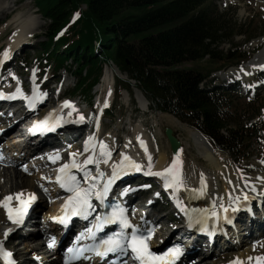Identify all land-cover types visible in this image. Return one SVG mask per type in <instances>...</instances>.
<instances>
[{"label":"rangeland","instance_id":"1","mask_svg":"<svg viewBox=\"0 0 264 264\" xmlns=\"http://www.w3.org/2000/svg\"><path fill=\"white\" fill-rule=\"evenodd\" d=\"M216 3L220 14L226 15L225 20L228 21L227 26L230 28L229 31L238 33V31L241 30L243 31V33L235 34L232 37L222 38L221 42L217 43V56H214L215 59L211 60L208 55L203 57L204 59L198 60L194 63L184 61L178 64L175 68H159L160 71L178 69L180 71L188 70L189 72L196 71L205 74L209 71L214 70V73L212 74L214 75L218 74L221 71H225L227 68L229 69V67H225L224 65L228 66V64H230L231 62L237 61L234 59L224 61L221 60L224 57H226L225 59H227V57L229 58V53H234L237 54L235 56L243 54V56H240V59H238V61L245 65L243 66V68H232L228 72H222L223 76L242 75L243 77H246L248 75V73H246V67L249 63L254 61L255 63H251L253 65L256 64V62H264V0H217ZM208 4L209 2L206 1L205 6ZM82 9H86V5H83ZM28 16L33 19L34 28L31 29L29 37L24 38L20 43H18V45H12L14 44V37L18 28V23ZM50 24H52V21L42 14L37 0H0V61L5 58L9 59L10 57H13L12 59H14V62L12 64H9L8 66V74L13 80L10 85H13L15 87L23 85L20 87L26 89L29 85L34 86V81L37 78H41V84H43L45 80L48 79V85L45 86L47 88V92L43 93L44 96L49 98L48 102H50L52 105L57 104L64 97L71 95L73 96V100H71V102L75 105L77 112H82V115H84V117H88V120L92 119L95 112H98V114L100 115L102 113V110H104L105 108L113 107V112L110 113V118L107 117L102 119L103 124H101V126L98 128L97 135L92 136L94 137V144L91 143L88 150L90 149V151H92V155L94 154L92 156L93 161L97 160L99 165L102 163L101 161L103 159V156L101 155V143H103L104 145L112 144L113 150L110 157H114V155H112L114 153V149H116L114 154L117 156H119L121 152L124 151V153H126L125 151H127L128 154L131 153V155L137 159V163L145 166L146 169H148V156L151 155L153 165L151 170L159 171L166 167L174 158V155L171 151V146L164 132V129L166 127H171L175 131L176 136L182 142V148L178 157L182 162V179H184L185 182L194 185L192 180H200L201 177H208L207 180L209 181L210 191L209 193H207V200L210 199V193H213L214 189L220 188L222 193L217 201H221L224 198V200H222L224 203H222L221 205H224L226 203L228 205H231L232 202L235 204V202H237L235 198L239 199V191L237 190L238 188L236 189L235 187L239 186V188L244 189L245 187L250 186L248 182L245 181L244 183L242 180H244L245 178L250 180L253 178L264 180V155L262 159L251 160L250 165L253 170L247 171L241 170L236 172L232 168V166L229 165L232 161L230 155L220 150L219 151L221 153L215 151L220 157L218 164L214 165L209 162L204 157L205 152H203L202 150V146H204L205 148L206 146L204 145V143H201L197 138H195V136H193L190 131H188L189 129L193 128L188 124V122H185L186 120L189 121L191 119L194 112H185L182 114V116L178 117H174L173 115L168 114L178 121L173 122L166 118H161L159 115L160 113L157 111L147 110V112L141 110V108L138 107L139 99L137 97L134 85H132V90L129 92L125 88L123 90L122 87L121 92L119 93V97H117V83L115 79L116 77L126 79V76L123 75L113 64L112 66L104 67L102 76L98 81L99 83L93 86V88L89 92V95L80 92L74 95L71 94V90L77 83V79L72 74L73 70H75L76 68L72 67L73 70L71 71L61 69L53 72L54 63L52 61L49 64H45L44 60L42 61V63L47 66L45 70H43L42 68H38V66L35 65V59L42 54L40 53L42 51V43L48 42V39L50 37ZM26 40L29 41L30 45L27 48H24L23 51H15V49L19 48V46ZM5 51H7V57H5L4 55ZM10 54L11 56H8ZM26 54L30 56V64H28L27 67L25 66V64L21 63V59ZM233 57L234 56L232 55V58ZM223 66L225 68H223ZM105 73L106 78H104ZM220 82L223 83L222 80ZM131 83L134 84L135 82ZM41 84H39V86ZM51 98L53 100H51ZM236 100L237 102H235V106L238 107V111H236V108L234 110H231H233L234 113L238 114H236L229 120L230 124H227L225 128L221 129L224 135L230 134L231 129L236 130L237 128H240L237 125L242 122L244 123L242 126H245V128L249 127L248 130L250 133H252L253 130L251 126L253 127L254 122L264 117V92L256 98H236ZM260 108L261 111L259 110ZM67 110L71 112V108H68ZM77 112H74V114L78 115ZM8 114H11V112H9ZM12 116L5 114V119L4 117L0 118V130L3 128H7L12 120L16 118L15 115ZM96 119L98 121V118ZM139 127L141 129V136L143 137L142 139H145V141H147L148 150H150V153L148 151V153L145 152L144 154L138 149L136 143V140L138 139H136L135 132L137 130L136 128ZM89 130L90 127L88 125V127H85L81 131H73L72 134L76 135L74 137V140L77 141L79 139L80 135H82V131L88 133ZM99 134L101 135L99 136ZM209 140L211 141L210 138H208V141ZM96 145H98V147ZM81 149L82 148H80V151L76 152L80 156L84 155ZM93 150L96 153L93 152ZM69 153L70 152H66V154ZM161 154L166 155L167 157L166 161H164L163 163H159ZM10 156L11 154L8 156V160ZM33 158H35V155L25 157L18 164H0V200H3L6 195L14 196V194L16 193L23 194V190L29 188L28 186H23V180L16 176V172H21V177L24 179L30 177L32 178L33 182L28 184H31V186H33L34 192L32 194H35V196L38 193L40 197L44 198L47 191L53 189L51 183L52 178L50 177V167L45 165L43 162H35L34 160L33 162H31V159ZM23 164L26 166L22 167ZM228 175L232 177V187L235 194L233 193L232 188V193L228 191L227 194H224L226 189L225 186H228L226 182V180H228ZM195 191L199 196L200 193L197 190V187ZM190 194L191 197H198L191 192ZM23 197L27 198L26 195H24ZM47 201L55 203L57 200L55 198H50V200ZM17 204L18 201L15 198L10 201V206L12 207H16ZM160 204L155 206L156 214H159V216L164 215V213H160ZM203 204L205 205V203ZM42 206H44V202ZM144 206L145 205H143V207ZM151 211L152 208L150 209V212ZM161 221H163L161 222L162 224H166L165 227L168 226V223H166V217H163ZM9 227L10 224L9 220L7 219L6 210L2 206H0V240L6 238L4 233L5 230ZM169 227L170 226H168L167 228ZM171 229H174V227L172 226ZM27 239L28 238L25 237L18 238V240L20 241H25ZM22 246H25V244ZM27 254H30V251ZM237 257L240 261L243 262V264H254V259L249 261L248 258L264 257V241L258 242L252 246L247 245L240 248V251H238V254L236 256L234 255L231 258L221 259L220 264H230V262L235 261ZM218 258L219 257H217V259ZM54 264L61 263L56 262ZM215 264H218V262L215 261Z\"/></svg>","mask_w":264,"mask_h":264},{"label":"trees","instance_id":"2","mask_svg":"<svg viewBox=\"0 0 264 264\" xmlns=\"http://www.w3.org/2000/svg\"><path fill=\"white\" fill-rule=\"evenodd\" d=\"M37 1L42 14L52 21L41 56L53 60L56 70L68 68L67 61H73L78 82L72 94L89 95L104 65L113 62L137 81L151 108L175 115L194 112L188 124L219 149L230 150L237 161L256 153L252 144H260L264 121L251 126L252 133L242 122L237 125L240 128L224 135L221 129L230 124L229 115L216 110L214 94L200 89L201 79L207 74L159 70L175 68L184 61L194 63L208 55L215 59L222 38L243 33L230 32L226 15L212 12L211 6L204 4L207 0ZM102 39H106L104 52L97 54L95 43ZM62 45L66 49H60ZM232 55L221 60L240 59ZM116 82L118 94L122 87L131 88L128 81L117 78Z\"/></svg>","mask_w":264,"mask_h":264},{"label":"snow or ice","instance_id":"3","mask_svg":"<svg viewBox=\"0 0 264 264\" xmlns=\"http://www.w3.org/2000/svg\"><path fill=\"white\" fill-rule=\"evenodd\" d=\"M5 57H7V51L4 53ZM264 67V65H261ZM20 89H17V93H20ZM30 107H34V103L31 101ZM62 107H69L71 108V112H77L75 105L71 101H64ZM51 115V114H50ZM78 119L83 121L85 117L82 114H78ZM48 117H45V120L39 121L34 125L36 130H40V128L47 123ZM91 139V138H90ZM139 140L140 138L137 137ZM88 143L89 141L85 142V151L88 150ZM141 146L145 147L144 141L140 140ZM101 155L104 157H110V152L106 150V146L101 143ZM73 159L70 163L64 164L58 169V175L56 177V181L59 183L61 188L66 189L68 192L72 193V195L68 196L67 199L64 201L63 205L61 206L62 209V216L53 217V219L60 220L61 223H65L69 217L71 216H81L87 219L88 215L91 214V210L93 209L92 205V197H95L96 200L101 202L104 201V198L108 195L111 185L114 183L115 179L119 177V175L124 173L125 169L130 171L139 172L142 170V165L137 163L136 161L132 160L130 157L124 155L118 165L113 168V172L111 177H109L104 183L102 187H97L96 181L104 176L103 172H99L98 176H90V174L85 170L84 174V184L86 186H81V182L77 179L76 175L73 174L70 170L71 169H79L82 165L78 164L75 160V156L77 153L70 154ZM178 155L174 157L171 162L159 171H152V157L151 155L148 156V171H146L145 175H151L162 178L164 182L165 189H175L179 190L180 188L184 187V182L182 179V169L181 165L182 162L179 160ZM59 155L57 154L55 157L50 156L49 159H52L55 162V159H58ZM93 157L89 156L87 159L84 160V165L92 163ZM104 163H108V159H104ZM27 170V169H25ZM201 181L203 183V177H201ZM147 187V185H145ZM131 189H125V191H130ZM158 195V194H157ZM22 193H16L13 195H8L0 200V206H2L7 213V219L12 223L19 225L22 220L23 216L26 214L27 209L30 203L35 199L34 194H29V198L27 200L22 199ZM15 198L18 201L16 207L10 206V201ZM247 198V197H245ZM223 207V205L221 206ZM227 211V209H224ZM126 210L121 207H115L113 210L106 214V215H98L96 216V231L102 229L105 225L111 223H119L121 229H127L130 227V222L126 217ZM211 216H217V213L213 211ZM198 224L203 225L200 230L206 231L207 225L204 220L197 221ZM194 225L190 222L188 223V227L192 228ZM13 231V229L9 228L5 230V237ZM88 234L91 238H95V232L92 228L87 229ZM152 232L149 231L148 234L145 235H137L136 230L133 229L130 236L126 237V233L123 231H119L113 233L112 235H107L104 238L99 240V243L94 246H80L79 248H69L68 252L72 255L65 257V262L70 259H76L80 255L83 254L84 250L91 249L92 251L96 252L97 255L104 256L108 253L116 252L118 250L124 251L126 249H131L132 253L135 255V258L139 260L140 264H172L181 253V249L179 247L169 248L165 253L156 254L153 253L148 245V240L151 238ZM83 238V234L78 236L77 239ZM0 252H4L2 248V242H0ZM5 255H11V253L4 252ZM249 261L253 258L249 257ZM256 264H264V257H256ZM230 264H243L242 261L237 258L235 261L230 262Z\"/></svg>","mask_w":264,"mask_h":264},{"label":"bare ground","instance_id":"4","mask_svg":"<svg viewBox=\"0 0 264 264\" xmlns=\"http://www.w3.org/2000/svg\"><path fill=\"white\" fill-rule=\"evenodd\" d=\"M22 18V17H21ZM17 19V18H16ZM15 19V20H16ZM18 28H17V31H16V33H15V37H14V44H12V45H18V43H20L24 38H27V37H29V35H30V31H31V29H33L34 28V21H33V19L31 18V17H26L25 19H22L21 20V22H19L18 23V26H17ZM35 30V29H34ZM21 46V45H20ZM19 46V47H20ZM261 62H263V61H261ZM261 62H256V64H253V65H255L254 67H256V65H264V62L263 63H261ZM251 63H255L254 61L253 62H251ZM251 63H249L248 65H247V67H246V73H251V72H253V65H251ZM229 71V70H228ZM227 71V72H228ZM104 78H106V73H105V75H104ZM105 80V79H104ZM104 80H102V81H104ZM136 93H137V97H138V99H139V101H138V104H139V107L141 108V110H144V111H147V110H149V107H148V103L146 102V100L144 99V97L142 96V94L138 91V90H136ZM40 95H42V98H43V94L42 93H40ZM1 112H2V110H1ZM19 113V111H14V114H18ZM160 117L161 118H166V119H168V120H170V121H173V122H178L174 117H172V116H170V115H168V113H163V112H160ZM33 117H37V116H33ZM33 124H35V123H37V122H39V118L38 119H34L33 121H31ZM137 130H136V132H135V134H136V139H137V137H139L140 139L139 140H136L137 142V146H138V149L140 148V151L142 152L143 151V153L145 154V152H146V150H145V147H142L141 146V143H140V140H142V141H144V144H145V146H146V148L148 147V144H147V141H145V139H142L143 137H141V129H140V127L139 128H136ZM188 129V128H187ZM64 130V129H63ZM63 130L61 131V132H63ZM40 131H42V129H40ZM188 131H190V133L193 135V136H195V138H197L201 143H204V145L206 146V148L204 147V146H202V150H203V152H205V154H204V157L209 161V162H211L212 164H214V165H216V164H218V161H219V159H220V157L218 156V154L211 148V146L208 144V142L206 141V139L203 137V135L200 133V132H198L197 130H195V129H189ZM13 145H12V142H10V141H7L5 144H4V147L5 148H7V149H9L10 147H12ZM105 146H106V150L108 151V152H110V155H111V153H112V150H113V145L112 144H105ZM200 146V145H199ZM125 152H127V151H125ZM37 153V152H36ZM149 153H150V150H149ZM203 155V154H202ZM132 156V155H131ZM133 157V156H132ZM107 157H104L103 156V159H102V163L97 167V169L96 170H94V172H93V175H95L96 173H98L100 170H105V171H107V173L108 172H110V171H112V167H114V164H112V165H110V162L109 163H107V164H105L104 163V159H106ZM112 158V157H111ZM134 158V157H133ZM166 155H163V154H161L160 155V158H159V163H163L164 161H166ZM108 159V158H107ZM135 159V161H137V159L136 158H134ZM21 173V172H20ZM19 172H16V176L18 177V178H21L22 180H23V186H28L29 188H27L26 190H23V196L24 195H26V197H28L29 196V194H32L33 192H34V188H33V186H31V184H28V183H31V182H33L32 181V178L30 179V178H22L21 177V174H20ZM234 173V172H233ZM225 174V173H224ZM227 176V175H226ZM224 177V176H223ZM208 178V177H207ZM207 178H203V183H202V181H201V179L200 180H192V182L194 183V185H192V184H189V183H187V182H185L184 181V179H183V182H185L184 183V187H182V188H180V192H182V196H183V194L185 195V198L183 199V198H181V201H182V203H188L187 205H186V209H189V210H193L198 216H200V217H204L205 215H209L213 210H211V209H208V206L206 205H204L203 203V201H207V198H208V194L207 193H209V191H210V185H209V181L207 180ZM225 178V177H224ZM227 179L228 180H226V182H227V184H228V187H229V189H227V192L228 191H230L231 193H232V190H233V187H232V177H230L229 175H228V177H227ZM54 186V185H53ZM196 187H197V190L199 191V196H198V194H196L197 192L195 191V189H196ZM231 188H232V190H231ZM237 189V188H236ZM1 190V189H0ZM238 190V189H237ZM36 191V190H35ZM176 191V190H175ZM188 191H189V193H188ZM1 192V191H0ZM187 192V193H186ZM190 192L191 193H193L194 195H197L198 197H191V194H190ZM126 193V192H125ZM186 193V194H185ZM233 193L235 194V192H234V190H233ZM239 194V193H238ZM229 195V194H228ZM7 196V195H6ZM22 196V199H26V198H24ZM207 196V197H206ZM210 198V197H209ZM124 199V198H123ZM122 199V200H123ZM199 201L198 202V204H201V205H197V206H195V205H191L190 204V202L191 201H193L194 202V204H196V201ZM235 200H237V202H235V206L237 205V204H239V201L240 200H243L242 199V197L240 196V194H239V199H237V198H235ZM209 203V202H208ZM224 203V202H223ZM234 203L232 202V204L231 205H233ZM145 206L144 207H146L147 205L146 204H144ZM231 205H228L227 203L226 204H224L223 206H224V208L223 207H221V209L223 208V209H227V210H229L230 209V207H231ZM51 208V207H50ZM149 208V207H148ZM152 207H150L149 209H148V211L150 212V209H151ZM49 209V208H48ZM132 212H134V214H135V216H136V213L138 212V213H140L141 212V210L140 209H138V211L137 210H135V211H132L131 210V213ZM46 213V212H45ZM151 213V212H150ZM6 219V218H5ZM7 221V220H6ZM172 227H169V228H167V227H165V226H160V224L157 226L156 225V231L157 232H160L162 235H167V233L170 231H172V230H174V229H171ZM160 230V231H159ZM20 233H21V235L24 237V235H27V232L26 231H24V230H21L20 231ZM89 235V234H88ZM34 241V240H33ZM11 242H13L14 244H15V247H16V253H17V255H19V256H21L22 257V259L25 257V256H28V252L29 251H31V250H33L35 247H34V245H32V242H31V239H28V240H25V241H20V240H18V239H16V240H14V241H11ZM25 244V247H23V248H20L19 246H21V245H24ZM203 248H205L204 246H203ZM200 251V250H199ZM35 252H33L32 254L33 255H35L34 254ZM30 255V254H29ZM43 255H45V253L43 254ZM54 255H50V257H47V256H45V258L46 259H48V260H51L52 259V257H53ZM198 257V256H197ZM61 258H57L56 260H55V262H57V261H59ZM254 259V264H256V260H255V257L253 258ZM52 263L54 262V261H51ZM54 262V263H55ZM85 263L86 264H96V262L92 259H90V260H87V261H85Z\"/></svg>","mask_w":264,"mask_h":264},{"label":"water","instance_id":"5","mask_svg":"<svg viewBox=\"0 0 264 264\" xmlns=\"http://www.w3.org/2000/svg\"><path fill=\"white\" fill-rule=\"evenodd\" d=\"M165 133L170 142L173 153L176 154L178 149L181 147L180 140L174 135V130L170 127L166 128Z\"/></svg>","mask_w":264,"mask_h":264}]
</instances>
